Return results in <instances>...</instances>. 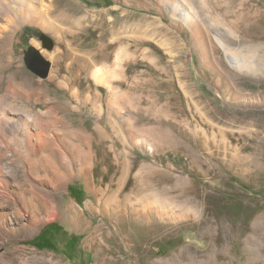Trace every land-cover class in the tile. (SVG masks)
I'll list each match as a JSON object with an SVG mask.
<instances>
[{
    "label": "rangeland",
    "instance_id": "374dc122",
    "mask_svg": "<svg viewBox=\"0 0 264 264\" xmlns=\"http://www.w3.org/2000/svg\"><path fill=\"white\" fill-rule=\"evenodd\" d=\"M58 1L0 57V264H264V0Z\"/></svg>",
    "mask_w": 264,
    "mask_h": 264
},
{
    "label": "bare ground",
    "instance_id": "6f19581e",
    "mask_svg": "<svg viewBox=\"0 0 264 264\" xmlns=\"http://www.w3.org/2000/svg\"><path fill=\"white\" fill-rule=\"evenodd\" d=\"M60 6L61 4L58 0H0V57L4 55V51H8L10 57L13 55L16 43L18 42L17 37L20 27L22 26L41 27L54 35L58 41L63 42L65 31L58 28L53 20V17L55 16H53L54 11L60 9ZM80 8L81 11H83V14H89L82 7ZM181 13V17L186 20L188 24L194 23L197 28L199 27L198 23L190 16V14L186 13L184 10ZM200 34L202 35V33ZM229 58L235 59L233 55H229ZM93 76L98 82L106 83L103 75H101L99 71H94ZM26 131L29 133V136L27 135L29 146L31 145L35 154L42 153L44 150L42 140L40 136H38V128L33 125L27 128ZM55 136L59 137V135L55 134L53 136V139L57 140ZM62 146V148L54 150V152H58L62 157L64 155L66 156V154L73 155L72 152H74V150L69 144L64 142ZM70 166V163H65V167L70 168ZM23 208H25V206H23ZM23 216L22 212L17 209L10 211L8 216L0 217V230H5L7 228L12 229L13 231L22 229L24 224L20 219ZM29 221L31 226L38 227L44 223V221L36 220L31 216Z\"/></svg>",
    "mask_w": 264,
    "mask_h": 264
},
{
    "label": "water",
    "instance_id": "95a60500",
    "mask_svg": "<svg viewBox=\"0 0 264 264\" xmlns=\"http://www.w3.org/2000/svg\"><path fill=\"white\" fill-rule=\"evenodd\" d=\"M47 47L52 46V42L48 38H43ZM26 63L28 68L38 77L45 79L51 71V64L47 61L34 47H31L26 53Z\"/></svg>",
    "mask_w": 264,
    "mask_h": 264
}]
</instances>
